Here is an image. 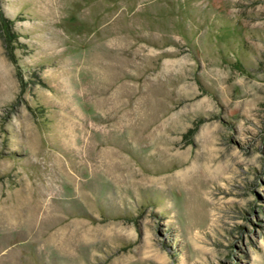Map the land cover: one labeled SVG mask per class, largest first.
Listing matches in <instances>:
<instances>
[{"label":"rangeland","instance_id":"rangeland-1","mask_svg":"<svg viewBox=\"0 0 264 264\" xmlns=\"http://www.w3.org/2000/svg\"><path fill=\"white\" fill-rule=\"evenodd\" d=\"M0 264H264V0H0Z\"/></svg>","mask_w":264,"mask_h":264}]
</instances>
